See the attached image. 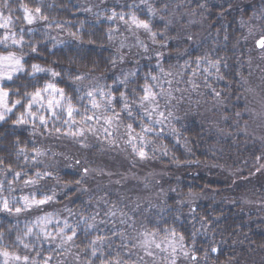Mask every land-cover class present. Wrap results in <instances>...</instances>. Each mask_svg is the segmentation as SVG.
Masks as SVG:
<instances>
[{
	"label": "clouds",
	"instance_id": "1",
	"mask_svg": "<svg viewBox=\"0 0 264 264\" xmlns=\"http://www.w3.org/2000/svg\"><path fill=\"white\" fill-rule=\"evenodd\" d=\"M0 264H264V0H0Z\"/></svg>",
	"mask_w": 264,
	"mask_h": 264
}]
</instances>
